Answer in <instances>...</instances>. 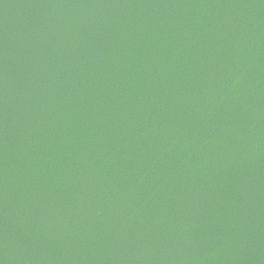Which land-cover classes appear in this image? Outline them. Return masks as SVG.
<instances>
[{
  "label": "water",
  "instance_id": "water-1",
  "mask_svg": "<svg viewBox=\"0 0 264 264\" xmlns=\"http://www.w3.org/2000/svg\"><path fill=\"white\" fill-rule=\"evenodd\" d=\"M0 264H264V0H0Z\"/></svg>",
  "mask_w": 264,
  "mask_h": 264
}]
</instances>
